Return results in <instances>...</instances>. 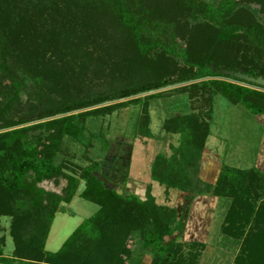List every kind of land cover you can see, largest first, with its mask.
Instances as JSON below:
<instances>
[{"label": "trees", "instance_id": "obj_1", "mask_svg": "<svg viewBox=\"0 0 264 264\" xmlns=\"http://www.w3.org/2000/svg\"><path fill=\"white\" fill-rule=\"evenodd\" d=\"M263 16L264 0H0V75L10 89L8 97L0 93V216L14 217L15 260L130 264L134 244L142 243L153 255L150 264H200L205 244L180 241L186 211L158 204L151 184L144 198L126 185L118 186L122 195L107 189L104 182L111 181L104 167L112 140L102 130L90 134L86 145L84 137L91 119L142 105L135 138L152 139L150 102L171 95L152 92L196 81L178 90L203 87L264 116V92L253 86L264 87L222 73L264 78ZM105 68L113 75L110 88L80 96L86 75ZM21 73L32 82L24 102L28 78L20 80ZM49 94L61 99L53 102ZM18 103L24 112L14 110ZM212 112L213 106L164 121L162 130L179 135V142L171 146L170 157L159 153L153 159L151 180L165 187L167 201L171 189L191 201L195 196L230 200L221 233L239 245L235 264H264V173L223 164L215 183L199 178ZM67 140L89 148L97 143L102 158H89L85 166L59 162ZM61 179L67 180L63 195L38 186L43 181L59 185ZM81 182L80 197L99 209L58 251L49 252L46 243L57 212L71 203ZM28 221L42 237H24Z\"/></svg>", "mask_w": 264, "mask_h": 264}, {"label": "rangeland", "instance_id": "obj_2", "mask_svg": "<svg viewBox=\"0 0 264 264\" xmlns=\"http://www.w3.org/2000/svg\"><path fill=\"white\" fill-rule=\"evenodd\" d=\"M239 1L242 2L244 0ZM254 11L257 14V11ZM262 22L264 23V16L262 17ZM145 31L146 34L149 33V29H145ZM184 46V42H181L178 46L180 51L183 50ZM20 76V80L22 79V81L28 78L22 87L21 100L24 102L31 93L32 82L30 81V76L27 75V77L24 73H21ZM112 78L113 75L109 74V68H105L104 71L93 73L92 75L87 74L83 83L80 84L81 91L79 95L91 97L104 93L110 88ZM226 80L238 83L232 79ZM197 82L200 81L193 83ZM193 83L172 86L152 92H165L166 94L171 92V95H165L163 98L150 102V127L154 135L152 139H144L142 142L139 138H135V124L139 117L143 115L144 106L142 105H132L121 109L105 120L93 119L94 122L92 119L90 120L89 134L87 133L84 137V145L88 144L90 134H98L100 130L102 132L106 131V134L112 140L113 149L109 154V158L105 161L104 167L105 174L109 176L111 183L117 186L126 185L129 192L143 197L146 186L150 182L149 174L152 159L159 153L170 157L172 155L171 146L179 140V135L173 137L162 130L164 121L177 115L207 112L212 106L211 119L207 118L211 122V135L208 138L207 147L214 150L220 156L219 159L222 165L246 169L256 167L260 169L258 162L260 160L259 155L264 153V124L260 120H264V116L253 115L242 104L230 103L219 94H211L209 89L203 87H200V89L191 88L188 91L178 90L183 86ZM253 88L264 92L262 88L254 86ZM8 89V83H4L0 75V93L4 92L7 96V92L10 91ZM49 96L51 100L53 99V102H59L61 99L60 94H49ZM145 96L147 94L141 97ZM211 96L214 98L213 103L210 102ZM210 103H212V106H210ZM14 110L22 113L24 112V107L21 103H18L14 106ZM67 142L69 145L64 147L65 153L63 152L61 157L59 156V162H65V159H69L76 165L85 166L88 164V161L102 158L97 143H95V146L89 148L79 144L77 141L67 140ZM86 148H88V151H86ZM89 158L91 160H88ZM260 166L263 168L264 164L261 163ZM106 169H109V172L106 173ZM128 169L129 173H127ZM261 171L264 173V170ZM38 186L48 192L63 195V189L67 186V180L61 179L59 185H55L53 181H43L39 182ZM83 189L84 182H81L71 203L62 205L57 212L47 238V251H58L75 229L84 220L98 211V205L80 197ZM156 192H160L163 195V189L159 190L157 188ZM197 197L195 196L196 199ZM173 199L178 210H182V207H186L185 204L189 201V195L179 191V193L173 195ZM216 201L212 202L214 210L211 207L207 214L209 218L205 229L208 237L206 238V247L202 251L200 264H235L234 258L238 254L239 245L235 241L225 238L221 233L222 223L230 205V200H220L219 202L218 199ZM216 207H218L217 211ZM13 218L11 216H0L1 252L3 251L1 246L2 244L6 245V240L8 241L6 252H12L15 246L12 236ZM23 226V232L21 233L24 237H42L41 230L36 229L33 223L30 224L28 221ZM180 241L184 242L183 240ZM134 247L135 251L130 257V264H150L153 255L146 250L144 245L142 243L134 244ZM185 253H188V250Z\"/></svg>", "mask_w": 264, "mask_h": 264}, {"label": "crops", "instance_id": "obj_3", "mask_svg": "<svg viewBox=\"0 0 264 264\" xmlns=\"http://www.w3.org/2000/svg\"><path fill=\"white\" fill-rule=\"evenodd\" d=\"M260 121L261 122L263 121L262 123L264 124V120H260ZM174 136H177V135H173V137ZM178 142H179V140L176 141V143L173 145H178ZM207 143H208V141H207ZM207 145H206V149L204 150V154H203L201 165H200L199 178L201 180L207 182V183L213 184V183H215V181L217 180V178L219 176V173H220L221 168H222V164L220 163V159H219L220 156L217 155L214 152V150L207 147ZM263 157H264V153L259 155L260 160H258L259 167L261 170H264V167L262 168L260 166L261 163L264 164ZM153 159H152V162H153ZM152 162L150 163V169H151ZM149 180H150V182H148V183L152 185L153 195L156 197V201L158 204L177 207V206H175V203L173 201L174 200L173 195L175 193H179L177 190L171 189L169 191V193H170L169 194V200L170 201L167 202L166 195H165V187L160 186L157 182H153L151 180L150 176H149ZM156 185H157V187H156ZM157 188H159V190L163 189V195L160 194V192H158V193L156 192ZM139 197H141V196H139ZM141 198H144V196ZM216 200H218V199L215 197H211V196H199V197H197V199L195 198L194 201L189 200L188 202H186V204H185L186 207H182V209H184L186 211L185 215L187 216V226H186L185 233L181 237L180 240H183L184 242L185 241L186 242H200V243H204V244L207 242L206 238L208 237V234L206 233V229H205L207 226V220L209 218L207 216V214L209 212V209H211V207L214 210L212 202H214ZM217 209H218V207H216V211H217ZM213 210H211V211H213ZM7 246H8V241L6 240V245L2 244V246H1L3 251L2 252L0 251V264H24L23 262H21V260H18V259L15 260V258L13 257L14 248H13L12 252H10V253L6 252Z\"/></svg>", "mask_w": 264, "mask_h": 264}, {"label": "water", "instance_id": "obj_4", "mask_svg": "<svg viewBox=\"0 0 264 264\" xmlns=\"http://www.w3.org/2000/svg\"><path fill=\"white\" fill-rule=\"evenodd\" d=\"M212 68H213V66H212ZM222 73L224 75H227V76H233V77H235L239 80H242L244 82L252 83V84L264 87V78L263 77L254 78V77H251L247 74H243L241 72H233V71H229V70H222ZM104 184H105V187L107 189L116 190L119 195L123 194V190H121L116 184L110 183L108 181H105Z\"/></svg>", "mask_w": 264, "mask_h": 264}]
</instances>
